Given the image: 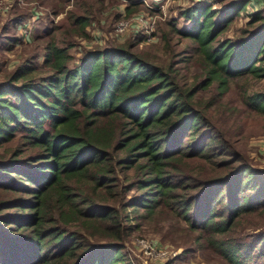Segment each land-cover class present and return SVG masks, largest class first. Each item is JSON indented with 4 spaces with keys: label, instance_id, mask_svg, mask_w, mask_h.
<instances>
[{
    "label": "trees",
    "instance_id": "1",
    "mask_svg": "<svg viewBox=\"0 0 264 264\" xmlns=\"http://www.w3.org/2000/svg\"><path fill=\"white\" fill-rule=\"evenodd\" d=\"M250 4L196 2L179 13L185 27L173 19L190 40L182 60L200 68L191 82L180 61L136 49L140 39L75 59L74 42L52 35L59 26L45 31L41 63L33 55L0 81V264H133L125 243L146 226L185 254L264 264V170L241 148L239 122L264 116V90L242 84L239 103L226 100L264 79V10L226 36ZM30 16L14 12L10 25ZM93 17L69 13L68 35L90 38Z\"/></svg>",
    "mask_w": 264,
    "mask_h": 264
},
{
    "label": "rangeland",
    "instance_id": "2",
    "mask_svg": "<svg viewBox=\"0 0 264 264\" xmlns=\"http://www.w3.org/2000/svg\"><path fill=\"white\" fill-rule=\"evenodd\" d=\"M4 1L10 2V7L6 11H0V81L4 80L17 64L33 55L37 56L35 63H41L44 54L43 48L50 39L49 36H45V31L53 26L54 29L59 26L52 35L59 40L66 36L74 42L70 52L73 53L75 59H78L85 49L102 45L108 39L113 41L140 39L136 49L149 52L163 64L171 60L173 62L180 61L177 66L187 78L186 80L191 82L195 76L199 77L200 68L191 61L182 60L186 53L180 51L184 48L188 50L190 40L182 39L172 31V25H174L172 21L176 18L174 20H177V25L185 27L187 22L179 17L183 8L196 2H211L213 8L221 10L228 0H18L11 12L9 10L14 0ZM252 4L256 9L264 10V0H252ZM89 8L94 16L93 24L87 27L90 38L86 39L75 34L68 35V31L73 26L69 13L78 14ZM129 9L132 11L129 12ZM253 10V6L248 5L246 11L242 12L231 25L226 36L233 38L248 20V13ZM19 11L28 12L31 16L16 28L10 25L9 19L14 12ZM122 21L125 22V26L120 28L119 24ZM4 24H9L5 34L1 29ZM27 27L29 31L24 34L22 29ZM165 33L169 34L167 38L172 45L170 50L163 37ZM14 35L20 36L19 38L22 39L17 44L10 46L7 38ZM41 72L44 73L43 71L39 73ZM242 84L247 85L248 91L264 90V79L242 80L234 85L235 91L226 100L232 96L234 99H232V104H238V92L241 91ZM202 93L208 96V91ZM240 118L243 135L240 146L248 155L254 168L264 170V116L244 114L240 115ZM142 239L160 242L168 250H171V255L160 258L156 254L147 252L140 244ZM175 245L170 241L162 242L160 234L146 226L140 231L133 232L127 239L124 250L133 264H217L201 252L185 254L183 246Z\"/></svg>",
    "mask_w": 264,
    "mask_h": 264
},
{
    "label": "built area",
    "instance_id": "3",
    "mask_svg": "<svg viewBox=\"0 0 264 264\" xmlns=\"http://www.w3.org/2000/svg\"><path fill=\"white\" fill-rule=\"evenodd\" d=\"M145 1V0H143ZM10 3V2H9ZM8 2H5L4 0H0V11H6L7 9H9L10 4ZM125 26V22L122 21L119 24V27H123ZM24 34H27L29 31V28H23L22 29ZM140 244L142 245V247L148 252L152 253V254H156L157 257L160 258H165L170 256L171 254V250L166 247H164L160 242L155 241V240H145L142 239L140 240ZM175 253V252H174Z\"/></svg>",
    "mask_w": 264,
    "mask_h": 264
},
{
    "label": "crops",
    "instance_id": "4",
    "mask_svg": "<svg viewBox=\"0 0 264 264\" xmlns=\"http://www.w3.org/2000/svg\"><path fill=\"white\" fill-rule=\"evenodd\" d=\"M252 6H253V9H256L255 7H254V4H251ZM257 7V6H256Z\"/></svg>",
    "mask_w": 264,
    "mask_h": 264
}]
</instances>
